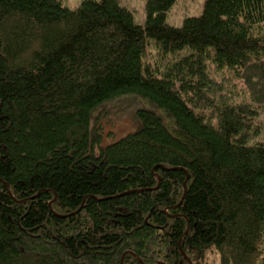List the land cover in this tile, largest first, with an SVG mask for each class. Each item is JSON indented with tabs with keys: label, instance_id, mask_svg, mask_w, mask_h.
Instances as JSON below:
<instances>
[{
	"label": "trees",
	"instance_id": "1",
	"mask_svg": "<svg viewBox=\"0 0 264 264\" xmlns=\"http://www.w3.org/2000/svg\"><path fill=\"white\" fill-rule=\"evenodd\" d=\"M143 1L0 0V264H264V0Z\"/></svg>",
	"mask_w": 264,
	"mask_h": 264
},
{
	"label": "rangeland",
	"instance_id": "2",
	"mask_svg": "<svg viewBox=\"0 0 264 264\" xmlns=\"http://www.w3.org/2000/svg\"><path fill=\"white\" fill-rule=\"evenodd\" d=\"M62 1L68 7L74 8L83 0ZM119 2L122 6L126 7L133 13L136 23L143 24L145 19L143 0H119ZM203 2L204 0H176L167 15V23L171 26H180L185 18L196 16L201 12ZM148 49L150 51L153 50L151 47ZM253 79L258 80L257 77ZM248 83L250 84L251 82L248 81ZM230 89L235 91L234 99L236 101L248 102L253 100L250 91L243 81H229L226 84L227 93H229ZM147 107L149 108V106L142 100L136 97L127 96L110 102L97 110L93 114L92 126L102 135V145H106L136 130L138 123L135 120V112L140 108ZM256 123L259 126H264V109L262 108L259 109V119ZM256 130L258 131L259 129L256 128ZM257 137L258 136L255 138ZM208 264H216L214 256L209 258Z\"/></svg>",
	"mask_w": 264,
	"mask_h": 264
},
{
	"label": "water",
	"instance_id": "3",
	"mask_svg": "<svg viewBox=\"0 0 264 264\" xmlns=\"http://www.w3.org/2000/svg\"><path fill=\"white\" fill-rule=\"evenodd\" d=\"M187 179V178H186ZM6 187V189H8V187L7 186H5Z\"/></svg>",
	"mask_w": 264,
	"mask_h": 264
}]
</instances>
